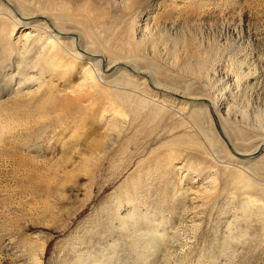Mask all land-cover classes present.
<instances>
[{
    "label": "rangeland",
    "instance_id": "obj_1",
    "mask_svg": "<svg viewBox=\"0 0 264 264\" xmlns=\"http://www.w3.org/2000/svg\"><path fill=\"white\" fill-rule=\"evenodd\" d=\"M61 1L73 12L66 25L85 37L91 31L105 55L119 54L120 63L168 90H206L231 101L236 122L253 136L243 147L264 133V0ZM20 34L0 33V264H138L120 225L128 200L133 217L147 209L171 234L159 264H264L262 227L253 229L248 212L235 210L252 185L250 169L238 162L260 167L264 148L253 159L235 154L233 112L226 137L216 117L196 123L191 106L171 93L156 97L150 83L127 85L95 68L99 85L89 89L86 56L72 57L67 73L46 57L33 71L27 57L25 75H42L28 92L8 79L20 60ZM251 76L260 79L255 86L245 81ZM143 93L153 99L146 107L138 101ZM112 123L121 128L107 138ZM96 140L103 151L92 150ZM230 222L241 237L229 236Z\"/></svg>",
    "mask_w": 264,
    "mask_h": 264
},
{
    "label": "bare ground",
    "instance_id": "obj_2",
    "mask_svg": "<svg viewBox=\"0 0 264 264\" xmlns=\"http://www.w3.org/2000/svg\"><path fill=\"white\" fill-rule=\"evenodd\" d=\"M86 4L87 3H85L84 1V3L81 4L80 8L83 9ZM0 7L4 11L3 14L11 19V23H9V26L0 21V33H5L6 35L10 36V34L13 35L16 30H18V32H21L18 40L14 42V44L17 45L16 53L20 58L17 66V71L14 75L12 74L8 78L10 80H13V78H15V80H17L18 87L27 85L25 86V89L27 88L29 90L28 92H30L32 89H30L29 85L42 78V75L40 77L35 76L34 74L30 75V73L28 75H25V70H23V67L20 63H22L21 61L23 60V63H25V59H27V57H30L32 59V65L34 67L32 69L33 71L37 69L36 67L41 57L43 59L46 57L49 63L59 61L58 63H60V67L63 68V73H67L66 70L69 68H73V64L75 62L72 57L79 59L86 56V58H88L90 61V66L87 67V70L85 72L86 77L88 79H91L89 89L90 86L93 88L95 85H99L97 80L98 75L95 73V68L96 70L104 73L112 71L111 75H116L114 81H119L124 78L127 85L134 86L137 84L133 83L132 80H137V82L139 83H150L154 88L150 90H153L152 92L156 97L161 94L160 92H164L166 94L171 93L172 95L180 99V102L183 105L191 106V108H193L191 114L193 115L196 123H209L211 122V120L213 122V116L214 118L216 117L219 120V123L221 124L222 130L226 137L228 136L226 134L227 132L225 133L226 128L224 129L223 125L226 124L227 120L229 121L228 116L231 112H233L234 119L230 121V124H232L233 130L236 133L234 136H232V134H229L230 130L226 131L229 132L228 134L231 135V137H234L230 138V144L233 147L235 154L241 156L242 158L248 157L253 159L254 156L259 155L260 152L263 151L264 133L262 132L261 134L259 133L260 138L259 140L257 139L258 141L254 145H252V147L245 148L241 145L243 141H245L246 139H251L253 136L248 133L249 131L247 132L242 129L244 127L236 122L238 110H230L232 109V105L230 104L231 101H227V98L221 100V102L217 101L215 99L216 97L214 98L213 96L208 94L206 90H198L195 93L187 92L184 90L175 92L168 90L167 87H163L164 84L157 80H152V84L150 80L151 76L149 77V75L145 74L146 72L144 73L142 70H139L138 67L132 64V66H130L128 64L120 63L119 60L122 56H120L119 54H114L112 52L111 54L114 55L108 56L105 55L106 52H100L102 50L99 51V49H97L95 45H99L98 42L100 41L97 42L95 35L91 31H89V34H87V36L85 37L84 35H79L80 33L77 30L78 27L76 28L73 25H66V23L73 20V12L69 10V7L65 2L61 0H0ZM148 17H150V15H148ZM137 25L138 26L136 28V34L140 37L145 36L148 32L146 22L141 24L138 23ZM138 74H141L142 77L136 76ZM233 76L229 78L227 76V81L233 82L235 78ZM257 80L260 79H258V77L256 76H251L245 81L246 83L254 85V83H257ZM39 81L41 82V80ZM38 84L41 85L39 82ZM204 86V84L200 83L198 88L203 89ZM164 93L161 94V96L164 95V97H168V95H165ZM117 98L121 99L119 101H121L123 104L129 103V100H125L121 96H117ZM150 100L153 99L149 95L146 96L144 93L143 97H140L138 99L139 104L143 105V107H146L147 104H150ZM116 102L118 101H116V99H113L112 109L114 111V114H117L119 112L117 110ZM119 127L120 124L118 125L117 123H112L108 130L112 132H107L105 134V137H112L113 133H115ZM227 127L229 126L227 125ZM246 141L244 142V144L246 143ZM106 144L109 145V142L107 141ZM104 146L105 144H103L102 141L96 140L92 145V150L99 149L103 151L105 148ZM262 155H264V153ZM241 160L242 161L238 162V166L243 170L247 168V170L250 169V175H248L246 180H251L252 185L250 186L247 196L242 199L237 208L235 207V210H243L248 212L250 220L249 225H251L253 229H256L257 226L260 225L262 227L264 236V162L262 165H260V167H257L249 164L248 161H244L246 159ZM190 162L191 161H187V164L184 166L188 170L192 169V165L189 164ZM241 177L242 176L240 175V178ZM258 185L261 186L260 189H262V191L258 190ZM127 203L131 204L132 206L127 214L124 215V217H120V225L122 228V232L124 233V235H126V237L128 238L127 240L131 242L132 247L134 248V256L136 257L138 264H159V260L163 254V251L165 252L167 247H169L172 242L171 234L168 228L161 221H155L153 217H150V215L148 216L147 209L144 212H139L136 217H133V212L134 210H136L135 202L134 200H128ZM239 219L240 218H238L237 216L234 217L235 222ZM228 224V228H225V230L230 229L229 236L231 238L237 239V236H242L241 233H239L240 231L238 232V234H236L237 236L234 234L235 232L237 233L240 227L232 226L231 222ZM232 228L234 229V231L232 230ZM221 246L228 247L227 244L224 243V241H222ZM92 264L98 263L92 262Z\"/></svg>",
    "mask_w": 264,
    "mask_h": 264
}]
</instances>
